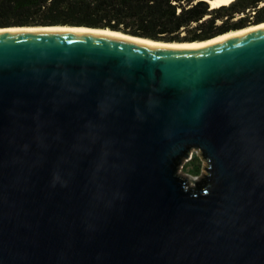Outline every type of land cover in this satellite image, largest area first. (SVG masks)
Here are the masks:
<instances>
[{
	"label": "water",
	"instance_id": "1",
	"mask_svg": "<svg viewBox=\"0 0 264 264\" xmlns=\"http://www.w3.org/2000/svg\"><path fill=\"white\" fill-rule=\"evenodd\" d=\"M41 28L0 32V264H264V27Z\"/></svg>",
	"mask_w": 264,
	"mask_h": 264
},
{
	"label": "trees",
	"instance_id": "2",
	"mask_svg": "<svg viewBox=\"0 0 264 264\" xmlns=\"http://www.w3.org/2000/svg\"><path fill=\"white\" fill-rule=\"evenodd\" d=\"M254 1L237 0L231 7L214 11L200 0H0V29L73 26L104 29L155 42H203L246 21L243 17L231 23ZM182 32H186L183 38ZM192 162L197 165L191 169ZM188 163L187 173L198 177L202 168L200 158L193 156Z\"/></svg>",
	"mask_w": 264,
	"mask_h": 264
},
{
	"label": "bare ground",
	"instance_id": "3",
	"mask_svg": "<svg viewBox=\"0 0 264 264\" xmlns=\"http://www.w3.org/2000/svg\"><path fill=\"white\" fill-rule=\"evenodd\" d=\"M202 2H205L207 4H209L211 10H219V9H222L224 7H231L234 3L237 2V0H213V1H210V0H201ZM261 8H264V3H262L261 5ZM262 28L264 27V24H260V25H257V26H250L249 28L247 29H242V30H238V31H234V32H231V33H226L224 35H221L215 39H210V40H207V41H204V42H192V43H170V44H166V42H155V41H151L150 39H140L141 42L143 43H148L150 45H158V46H162V47H166V48H172V49H182V50H185V49H193V48H197V49H201L202 47H205L209 44H214V43H217L219 42L220 40L224 39V38H227V37H235L237 35H240L242 33H246L248 31H254L256 29H259V28ZM41 27H28V28H25V27H18V28H7V29H1L0 32H5V31H16V30H33V29H39ZM41 29H57V30H60V29H72V30H86L88 32H91L90 30L86 29V28H72L71 26H64V27H57V26H53L51 28H41ZM92 32H95V33H104V34H107V35H114V36H119V37H123V34L122 33H119V32H112V31H109V30H95V31H92Z\"/></svg>",
	"mask_w": 264,
	"mask_h": 264
},
{
	"label": "flooded vegetation",
	"instance_id": "4",
	"mask_svg": "<svg viewBox=\"0 0 264 264\" xmlns=\"http://www.w3.org/2000/svg\"><path fill=\"white\" fill-rule=\"evenodd\" d=\"M243 2V1H242ZM262 3H264V0H255L254 1V5L251 6L250 8H248L246 11H244L241 14L245 15V20L243 23H246V26L242 23V24H238L235 27H232V29L228 32H232V31H238L240 29H247L249 28V26H256V24L259 23H264V14H260L262 13V11L264 10V8H261ZM235 10H238V8ZM239 19H237V17H235L234 19L231 20V23H236Z\"/></svg>",
	"mask_w": 264,
	"mask_h": 264
},
{
	"label": "rangeland",
	"instance_id": "5",
	"mask_svg": "<svg viewBox=\"0 0 264 264\" xmlns=\"http://www.w3.org/2000/svg\"><path fill=\"white\" fill-rule=\"evenodd\" d=\"M201 1V0H200ZM181 4H183V5H186V3L184 2V1H181L180 2ZM210 10H211V8H210ZM239 17H241V14H239V16L237 17V19H240ZM207 18H209V17H207ZM218 25H221L222 23L221 22H218L217 23ZM36 27H40V26H36ZM250 27V26H249ZM25 28H28V27H26L25 26ZM232 32H234V31H232ZM227 33V32H226ZM229 33H231V32H229ZM186 36V32H182L181 33V37L183 38V37H185ZM160 42H163V41H160ZM195 42H197V41H195ZM173 43H176V42H173ZM178 43V42H177ZM179 43H182V44H184V43H192V42H189V41H184V42H179ZM166 44H170V43H166ZM193 156H198V152H193ZM192 156V157H193ZM200 158V157H199ZM200 160H201V158H200ZM202 161V168H201V173H200V175L198 176V177H194V178H201V176L204 174V173H206V171L204 170L205 168H206V166H207V164H206V162H204L203 160H201ZM197 165V162H192L191 164H190V166H191V169L192 168H195V166ZM187 166H189V163L187 162L185 165H184V168H182V169H180V171H179V174L180 175H183V174H188L187 173ZM193 176V175H192Z\"/></svg>",
	"mask_w": 264,
	"mask_h": 264
},
{
	"label": "built area",
	"instance_id": "6",
	"mask_svg": "<svg viewBox=\"0 0 264 264\" xmlns=\"http://www.w3.org/2000/svg\"><path fill=\"white\" fill-rule=\"evenodd\" d=\"M174 4H176V3H174ZM237 17H238V16H237ZM243 17H245V15H244V14H241V17H239V18L241 19V18H243Z\"/></svg>",
	"mask_w": 264,
	"mask_h": 264
}]
</instances>
